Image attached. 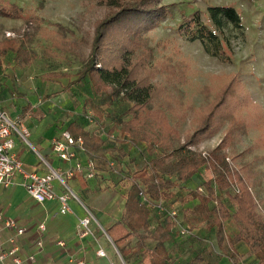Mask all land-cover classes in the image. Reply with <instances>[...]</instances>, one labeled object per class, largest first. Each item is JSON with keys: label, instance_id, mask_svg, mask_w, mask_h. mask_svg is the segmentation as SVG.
I'll return each mask as SVG.
<instances>
[{"label": "trees", "instance_id": "1", "mask_svg": "<svg viewBox=\"0 0 264 264\" xmlns=\"http://www.w3.org/2000/svg\"><path fill=\"white\" fill-rule=\"evenodd\" d=\"M105 9L104 16L97 20L90 43V53L85 60L77 79L69 82L68 87L85 83L90 87L91 97L83 105V113L98 121L103 115V104L131 102L133 106L122 115H115L111 125L102 124L112 145L104 148L105 141L98 134L86 131L78 122L69 124L66 131L77 139H83L85 153L93 160L97 170L109 173L111 180L127 183L125 212L121 221L107 229L117 250L126 264H171L168 243L172 239L175 223L166 216L165 222L157 223L153 229L156 212L143 202L140 192L151 202L164 201L170 205L176 199L182 205L179 212L182 220L191 229L205 225L215 234L220 252L231 264H239L243 256L239 248L245 246L258 264H264V215L259 211L260 203L253 192L254 175L230 169L225 151L233 143V129L241 123L242 113L249 111L253 116L252 99L238 74L218 77L219 88L212 101L199 113L193 133L181 143L180 125L171 123L167 104L168 95L156 90L152 84L155 74L146 64L143 34L159 27L170 14L169 6L163 0H96ZM204 20L200 11L194 12L189 21L178 27V32L190 42H199L205 52L216 58L231 56L226 52L229 45L225 40V29L233 25L241 29V15L234 7L210 6ZM0 17L23 21L44 34L39 18L27 14L10 0H0ZM53 26V24H49ZM56 27H61L55 25ZM32 41L25 33L20 38H8L0 42V59L10 57L14 71L31 68L38 59L29 48ZM56 52L48 55L58 57L71 52L72 46L57 44ZM141 51V52H140ZM46 80L71 79L62 73L43 76ZM99 97V99H97ZM104 98V99H102ZM30 107V106H29ZM26 112H23L24 116ZM99 117V118H98ZM100 120V119H99ZM227 133L217 148L204 157L194 152L206 139L216 136L224 126ZM181 144L175 147V141ZM137 151L145 160L144 176L130 183L129 171L119 169L114 161H133ZM112 155V157H111ZM114 164V169L110 164ZM204 170H209L213 178L203 179ZM95 177V178H96ZM129 182V183H128ZM196 184L191 188L190 184ZM237 187L238 192L234 189ZM177 190L185 194L179 198ZM197 201L193 208L185 205ZM231 222L236 229L234 236L225 232V223ZM134 238L135 247L127 240ZM155 240L153 249L147 248L148 240ZM150 257L149 263L145 259ZM189 264H210L198 253Z\"/></svg>", "mask_w": 264, "mask_h": 264}, {"label": "rangeland", "instance_id": "2", "mask_svg": "<svg viewBox=\"0 0 264 264\" xmlns=\"http://www.w3.org/2000/svg\"><path fill=\"white\" fill-rule=\"evenodd\" d=\"M10 2L18 5L27 14L37 16L42 29L49 33L44 34L41 30L27 26L20 20L0 17V42L8 38H20L27 33L32 40L28 46L38 56L33 67L19 72L14 71L10 57L2 58L0 70L3 73L8 70L12 76L20 74L19 78L23 84L31 89L45 90L46 93L59 91L58 84H50V90L47 91L45 80H41L40 76L57 72L68 74L73 80L77 78L89 56L94 25L104 16V7L96 0H10ZM163 4L170 7L169 17L159 27L143 34L144 41L141 45L145 46V53L142 56L146 55V64L156 73L151 82L157 91L168 95L169 117L173 124L182 122L179 130L181 143H184L185 138L194 131L198 113L214 98L219 88L218 77L238 74L252 99V110L255 111L251 117L247 114L249 111L242 113L241 123L233 129V143L225 151V155L230 160H227V163L231 170H237L243 175L246 173L254 175L253 192L260 203L259 211L264 215V0H163ZM210 6L234 7L241 15L243 25L241 29L230 24L225 29L224 38L229 45V49L226 47L225 49L231 58L212 57L205 52L199 42H190L178 32V27L189 21L196 11L202 12L203 19L207 21L206 13ZM56 43L72 46L71 52L63 57L48 55L51 49L56 52L54 48ZM68 80L65 79L64 84H68ZM67 92H69L68 100L65 98L57 100L63 102L65 107L69 106L72 112L80 108L86 98L91 97L90 87L85 83L68 87ZM107 101V99L99 101L100 104L104 103L103 110L100 108L103 112L101 118L98 117L100 120L97 121L92 117L93 122L90 124L95 129L103 123L106 126L111 125L115 115L124 114L133 106L131 102L108 103ZM227 128L226 124L216 136L206 139L199 147H192V150L201 153L202 156L204 153L211 154L227 133ZM29 141L32 144L31 138ZM181 143L175 141V147L178 148ZM133 158L134 162L124 160L119 162L111 158L108 161H114L124 172L128 170L130 183H133L135 179L145 175V160L141 154L135 151ZM211 178H213L212 172L204 170L203 179ZM107 180L109 183L105 185L106 190L123 193V197H126L128 189L126 182L121 181L116 185L115 182ZM190 186L195 188L196 184L191 183ZM176 192L179 198L185 194L182 190ZM197 204V201H193L185 205V208H193ZM170 206L179 212L182 208L176 199L172 200ZM158 216L159 218L153 217V229L158 222L162 224L163 221L165 222L164 214ZM225 232L228 236H234L237 231L231 222H226ZM191 233L189 236H182L176 228L173 230L172 239L168 243V250L174 260L171 264L176 261H180V264H189L198 253L202 254L205 261L210 264H231L217 248L212 230L205 225H199L195 230H191ZM135 244V239L131 240L130 247H135ZM154 245L153 240L147 242L150 248ZM240 264H258V262L252 259L243 260Z\"/></svg>", "mask_w": 264, "mask_h": 264}, {"label": "crops", "instance_id": "3", "mask_svg": "<svg viewBox=\"0 0 264 264\" xmlns=\"http://www.w3.org/2000/svg\"><path fill=\"white\" fill-rule=\"evenodd\" d=\"M19 75L12 76L8 70L4 73L0 70V80L3 86L2 89L0 88V110L5 111L13 120H22L30 130V138L36 151L28 148L16 134L11 137L14 142L13 152L28 171H36L40 174L48 172V167L42 163L39 156L48 161L54 169L66 171L73 166L72 162L61 161L53 153L52 148L55 138L66 131L72 122H78L86 131L100 135L105 141L104 148L112 145L110 140L114 139L115 135L108 136L106 128L95 129L86 120L91 113V111L87 114L83 113V105L88 98L81 103L80 108L73 112L68 108L69 106L65 107L63 102L57 100L60 98L68 100V84L73 81L72 78V80L68 78L46 80L44 75L43 78L40 76L41 80H45L47 91L50 90V84L60 85L59 91L46 93L45 90H34L23 84ZM65 79L68 80V84H64ZM50 87L53 89L52 86ZM23 112H26L24 116H22ZM78 155L83 162L89 159L85 152H79ZM109 157L108 154L106 159ZM97 173L98 176L94 179H87L80 174L67 179L69 189L80 200L68 201L72 209V212L68 214L61 213V206L58 202L40 204L31 199L21 181L16 186L2 188L0 190V211L7 219L16 221L18 227L25 229L24 234L18 236L15 230L2 227L0 232L2 246L9 249L14 244L12 240L15 241L19 247V256L23 259V264H29L28 258L31 256L35 258L37 264H77V261H82L83 264H122V256L106 230L123 218L126 197H123V193L106 190L105 185L109 183L107 179L112 181L109 173L101 170H97ZM54 187L57 194L66 193L59 181L54 182ZM89 213L94 218L90 226L93 235L80 238L77 228L80 221L89 216ZM42 223L46 226L43 235L38 231V225ZM40 240L42 247L38 246ZM131 240L134 238L127 240L126 243ZM153 241L156 244V241ZM59 242H63L65 247L59 246ZM154 246L151 248L147 246V248L153 249ZM100 249L105 251L106 257L97 255ZM239 253L243 256L241 263L243 260L255 259L245 246L239 248ZM169 255L172 259L170 252ZM149 260L150 257L146 258L145 262L149 263ZM173 262L172 259L171 263ZM179 262L176 261L174 264H180ZM11 263L9 260L8 264Z\"/></svg>", "mask_w": 264, "mask_h": 264}, {"label": "built area", "instance_id": "4", "mask_svg": "<svg viewBox=\"0 0 264 264\" xmlns=\"http://www.w3.org/2000/svg\"><path fill=\"white\" fill-rule=\"evenodd\" d=\"M90 123L93 122L91 116ZM16 134L20 140L36 151L29 141L30 131L22 120H13L5 111L0 110V190L2 188H10L22 182L29 197L36 202L43 204L46 202H58L61 206V213L68 214L72 212L69 206V200L74 199L80 201L79 198L69 189L67 179H71L76 175H84L87 179L96 177V166L93 160L87 159L86 162L80 160L78 153L85 152L83 139H75L69 131H63L53 141V153L63 162H72L73 166L63 171L62 169H54L43 157H40L42 163L48 167L46 174H40L36 171H28L20 158L13 152L14 142L11 137ZM204 157H210L209 153H204ZM228 161L229 158L227 159ZM110 167L114 169V164L110 163ZM21 181V182H20ZM59 181L61 186L66 190L65 194L59 195L55 192L54 182ZM234 189L238 192L237 187ZM140 196L148 205V208L158 214H164L175 223L177 231L182 236L191 235L190 228L182 220L178 210H175L164 201L151 202L146 197L144 191L140 192ZM94 220L91 213L85 219L80 221L77 228V234L80 238L93 235L91 230V222ZM13 229L18 236H22L25 229L18 227L16 221L7 219L0 211V232L1 228ZM38 231L41 235L46 231L45 224L38 225ZM13 246L5 249L0 241V264H23V259L19 256V247L12 240ZM59 246L65 247L63 242L58 243ZM38 246L42 247V241L38 242ZM99 257H106L103 249L98 250ZM29 264H37L33 256L28 258ZM122 264H125L121 258ZM74 263V261H72ZM77 264H83L77 261ZM240 264V263H239Z\"/></svg>", "mask_w": 264, "mask_h": 264}]
</instances>
